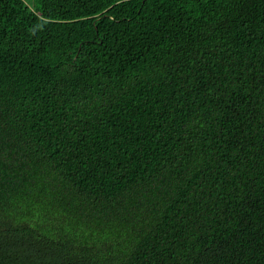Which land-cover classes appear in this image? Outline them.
<instances>
[{"label":"trees","instance_id":"trees-1","mask_svg":"<svg viewBox=\"0 0 264 264\" xmlns=\"http://www.w3.org/2000/svg\"><path fill=\"white\" fill-rule=\"evenodd\" d=\"M0 0V264H264V0Z\"/></svg>","mask_w":264,"mask_h":264},{"label":"rangeland","instance_id":"rangeland-1","mask_svg":"<svg viewBox=\"0 0 264 264\" xmlns=\"http://www.w3.org/2000/svg\"><path fill=\"white\" fill-rule=\"evenodd\" d=\"M23 2L31 9H34L35 2L34 0H23Z\"/></svg>","mask_w":264,"mask_h":264}]
</instances>
